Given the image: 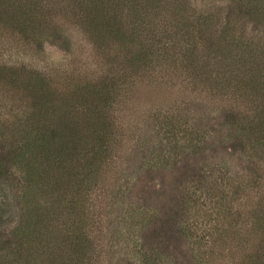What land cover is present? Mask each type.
Instances as JSON below:
<instances>
[{"label":"trees","instance_id":"1","mask_svg":"<svg viewBox=\"0 0 264 264\" xmlns=\"http://www.w3.org/2000/svg\"><path fill=\"white\" fill-rule=\"evenodd\" d=\"M218 1L0 0V22L15 26L31 41L40 43L43 37L56 36L68 50L73 46L72 33L64 27L68 19L71 25L67 27L82 31L85 44L94 45L102 56L95 76L86 74L82 82L72 83L63 99H58L62 94L55 91L59 86H52V80L35 67L4 65L6 72L0 66V76L7 73L12 88L31 98L28 119L37 134V151L30 150V156L37 164L46 165L33 188L39 179H48L47 173L48 184L63 177L70 184L61 195L62 217L55 228H49L46 216L38 214L30 229L24 230L22 238L1 257L0 264L90 262L87 248L92 244L84 221L87 200L92 195L90 183L107 169V162L114 160V150L131 139L132 129L125 127L121 113L131 121L141 116L139 101L135 107L129 103L136 89L142 87L150 89L143 98L155 107L178 99L188 91L185 89L195 92L204 87L212 96H226V101L239 106L234 116L242 113L245 117H240L242 122L238 120L236 140L241 151L251 157L247 186L227 190L223 184L215 186L218 183L213 182L206 202L210 209L206 203L202 205L213 212L211 216L232 219L228 227L222 223L219 231L233 234L229 254L234 259L241 255L242 264H264V195L250 211L234 205L237 199H247L249 191L264 189V36L246 28L249 17H264V0H229L227 7L218 6ZM22 70L27 77L21 76ZM70 94L79 96L77 103ZM182 186L177 188L176 197L171 195L168 218L156 232L160 251L147 247L143 264L160 263L161 248H168L176 227H182L199 207L197 198ZM42 189L46 196L51 195L50 190ZM188 228L189 224L182 227L184 232ZM55 233L58 235L54 237ZM253 238L256 242L250 249L248 244ZM199 239L200 243H193L197 247L193 246L192 251L201 264L209 251L201 247L205 237L199 235ZM204 242L207 246L208 240ZM211 252L215 253V249Z\"/></svg>","mask_w":264,"mask_h":264},{"label":"rangeland","instance_id":"2","mask_svg":"<svg viewBox=\"0 0 264 264\" xmlns=\"http://www.w3.org/2000/svg\"><path fill=\"white\" fill-rule=\"evenodd\" d=\"M220 1L217 5L221 7H227L230 2L226 0L220 5ZM67 21L64 27L72 33L73 41V46L67 48L69 51L56 36L43 37L38 43L23 36L15 26L0 22V66L35 67L52 80V86H59L55 90L62 94L58 99L65 98L63 94L72 83L82 82L86 74L95 76L102 58L94 45L85 44L82 31L78 33L67 27L71 25ZM246 28L257 36H264V17H249ZM20 72L22 77H27L25 70ZM6 74L0 76V262L6 251L22 238V232L30 229V223L36 222L38 214L42 218L46 216L49 228H55L59 216L62 217L61 195L70 185L64 177L54 178L48 184L47 173L48 179L41 182L38 178L39 184L33 188V182L46 170V165L37 164L34 156H30V150L37 151V134L28 119L32 113L31 98L13 89L11 78ZM149 90L136 89L129 105L135 107L139 101L141 116L131 121L121 113L125 127L132 129V137L123 147L114 150V160L107 162V169L90 183L92 195L87 200L84 218L88 242L92 244L87 248L90 260L87 264H143L147 247L151 245L160 251L156 232L168 218L171 195L176 197L177 188L182 184L189 195L197 198L199 207L182 224V227L189 224L191 228L184 232L178 225L168 248H161L163 255L160 253L159 264H199L192 251L193 246L197 247L193 243H200L199 235L205 237L201 247L209 251L201 264H234L235 260L236 264H242L241 255L234 259L229 254L233 234L219 231L222 223L228 227L232 219L211 216L213 212L202 203L209 202L208 190L215 182L218 183L215 186L223 184L227 190L247 186L251 157L241 151L236 140L238 120L242 122L245 116L242 113L234 116L240 111L236 108L239 106L226 101V96H212L205 87L195 92L185 89L188 91L178 99L163 101L158 107L143 98ZM69 96L77 103L79 96ZM181 173L185 175L180 176ZM82 183L89 185L85 180ZM43 187L50 190V196L45 195ZM262 195L264 189H254L248 192L247 199H237L234 205L250 211ZM208 204L205 205L210 209ZM206 211L211 213L205 214ZM207 240L208 245L204 246ZM255 242L253 238L248 244L250 249ZM213 248L215 253L211 252Z\"/></svg>","mask_w":264,"mask_h":264}]
</instances>
